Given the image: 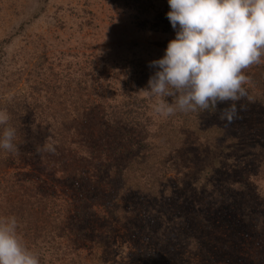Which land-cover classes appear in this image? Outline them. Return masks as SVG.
Masks as SVG:
<instances>
[{"label":"rangeland","instance_id":"rangeland-1","mask_svg":"<svg viewBox=\"0 0 264 264\" xmlns=\"http://www.w3.org/2000/svg\"><path fill=\"white\" fill-rule=\"evenodd\" d=\"M169 11L168 0H0V110L19 111L26 128L8 173L39 180L55 205L75 201V241L67 223L54 264H264V85L232 124L207 120L236 140L223 139L226 152L187 131L184 146L166 151L167 198L112 177L159 147L153 134L166 118L138 91L175 39ZM46 141L55 154L37 152ZM37 249L45 264L55 252L40 240Z\"/></svg>","mask_w":264,"mask_h":264},{"label":"clouds","instance_id":"clouds-1","mask_svg":"<svg viewBox=\"0 0 264 264\" xmlns=\"http://www.w3.org/2000/svg\"><path fill=\"white\" fill-rule=\"evenodd\" d=\"M168 4L175 39L162 58L149 63L155 71L138 92L154 98L152 109L160 117L218 110V118L232 124L243 108L240 102L249 99L251 77L245 70L264 62V0ZM10 120L7 110H0V149L17 155V130ZM37 152L55 154V142L46 141ZM0 264H40L38 253L24 242L15 215L0 216Z\"/></svg>","mask_w":264,"mask_h":264},{"label":"trees","instance_id":"trees-1","mask_svg":"<svg viewBox=\"0 0 264 264\" xmlns=\"http://www.w3.org/2000/svg\"><path fill=\"white\" fill-rule=\"evenodd\" d=\"M248 76L253 79L250 86L254 88H249V99H246V101L255 103L258 100L260 101L262 97L258 96L256 91L252 93V90L264 85V65L261 66L255 76ZM220 107H224V105ZM8 113L11 116V125L17 130L16 143L19 144L24 140V135L26 136V128L20 124V119L22 118L18 117L19 111ZM214 115H219V111L213 112L209 110L189 114L177 113L174 116L167 117L159 124L158 132L153 134L154 141L157 140L159 142V147L155 148L152 146L153 142L149 143L146 151L138 153L132 159H128L131 160L130 162L116 167L115 174L114 176L112 174V177L116 178L122 186L127 185L134 190L139 189L150 200L167 198L172 191V187L166 178L172 168L165 161L166 151L184 146L187 138L186 131L198 139L196 144L218 148L222 153L228 149L227 145L222 143L224 138L230 143L236 142L231 137L229 130H227V126L207 121ZM40 129L41 127L38 128L33 125L31 131L39 133ZM0 132H2V128H0ZM58 139L62 138L57 135L55 141ZM255 150L253 148V152ZM1 152L2 154L6 153L0 149ZM13 156L15 155L6 153V156L0 159V216L15 215L18 218L20 234L24 242L34 252L38 253L40 264H45V254H41L37 249L39 240L55 251L56 242L58 241V237L55 234L60 233L68 223L70 232L68 233L69 240L67 243H74L75 241V227L77 225H75L76 222L73 216H70L73 209L72 205L75 204V201H64L62 204L57 203L55 205L48 200L47 193L40 188L39 180L20 174H9V164L12 160H16H10V157ZM210 173V169H206L203 172L196 182L198 187L205 188V185H210L209 182L207 183L209 181L208 174ZM55 207L58 208L56 209ZM250 211L251 209L248 208L246 213H250ZM115 215H120V211H117ZM61 234L63 235L64 233ZM49 236L50 239L48 240ZM62 248L57 245L56 251L47 264H54V261H57L56 257L59 260ZM80 258L82 259L81 256Z\"/></svg>","mask_w":264,"mask_h":264}]
</instances>
